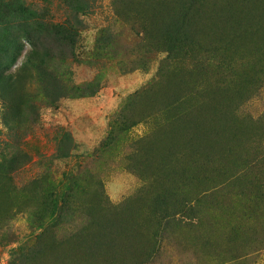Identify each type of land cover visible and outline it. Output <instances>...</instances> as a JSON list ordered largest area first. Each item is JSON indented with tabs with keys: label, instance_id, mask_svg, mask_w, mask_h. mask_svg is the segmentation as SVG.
I'll list each match as a JSON object with an SVG mask.
<instances>
[{
	"label": "rangeland",
	"instance_id": "obj_1",
	"mask_svg": "<svg viewBox=\"0 0 264 264\" xmlns=\"http://www.w3.org/2000/svg\"><path fill=\"white\" fill-rule=\"evenodd\" d=\"M0 67V264H264V0H0Z\"/></svg>",
	"mask_w": 264,
	"mask_h": 264
},
{
	"label": "trees",
	"instance_id": "obj_2",
	"mask_svg": "<svg viewBox=\"0 0 264 264\" xmlns=\"http://www.w3.org/2000/svg\"><path fill=\"white\" fill-rule=\"evenodd\" d=\"M4 73H5L4 69L0 67V81H2L3 84L8 82V78L4 75Z\"/></svg>",
	"mask_w": 264,
	"mask_h": 264
}]
</instances>
